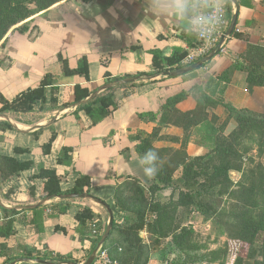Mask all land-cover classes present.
<instances>
[{"label": "crops", "instance_id": "obj_1", "mask_svg": "<svg viewBox=\"0 0 264 264\" xmlns=\"http://www.w3.org/2000/svg\"><path fill=\"white\" fill-rule=\"evenodd\" d=\"M250 1L251 7H240L237 26L238 32L246 35L248 42L232 37L212 62L182 77L137 82V86L132 88H115L109 116L93 127H89L91 121L87 117L84 124L83 120L73 115L75 109L70 102L76 85L88 87L93 92L105 85L104 74L107 70L114 77L152 72L151 50H163L167 56L188 53L196 46L197 39L172 20L153 19L145 12L144 0H92L88 3L65 0L16 27L26 25L28 32L20 33L17 29L9 32L2 42L5 45L0 44V95L12 100L29 87L40 85L47 76L56 77L58 93L52 100L51 87H47L45 105L38 103L35 111L29 115L7 116L21 130H28L60 115L56 123L48 128L29 134L13 130L0 141V154L14 157L23 164L18 176L3 185L0 183V199L4 205L28 206L40 202L32 201L29 189L34 186L39 196L42 180L32 178L43 168L54 167L62 177L59 187L63 191L73 188L81 176H89L91 195L107 203L114 212L117 224H123L125 214L115 203L117 187L126 182H138L146 188L154 182V177H146L137 166L138 156L130 137L143 133L154 122L160 121L163 106L169 97L182 91L190 92L195 86L205 88L210 78L214 77L218 84L216 96H221L227 104L237 109L253 108L261 89L255 88L252 92L244 90L242 82L247 84L245 75L234 66L239 56L246 52L248 44L264 46V0ZM59 54L67 59L71 68H76L79 60L86 56L90 80L64 77ZM105 59H109L108 68L101 63ZM224 87V93L219 91ZM65 103L70 105L60 108ZM196 108L194 92L175 106L180 113H188ZM207 112V123L191 125L192 131L204 128L215 132L218 129L216 123L228 115L222 105L210 107ZM20 119L35 121V124L20 122ZM228 126L224 128L225 131ZM53 133L56 138L50 154L45 155L42 145ZM16 147L28 148L29 152L16 153ZM64 148L71 151L62 157ZM125 149H130V159ZM58 158L61 162H58ZM9 190L11 194L6 198ZM60 201L53 198L35 215L26 211L23 216L35 220L34 225L14 223L16 235L8 241L11 256L27 248L42 255L71 257L79 264L87 261L94 247L96 229L80 225L74 218L75 213L81 207H90L101 215L102 223L106 225L104 208L81 199L69 200L72 202L64 206H52ZM0 217L3 221L2 212ZM56 226L59 229L56 230ZM122 235L119 231H113L105 248L117 260L123 252L121 244L125 239ZM139 236L143 238V233Z\"/></svg>", "mask_w": 264, "mask_h": 264}, {"label": "rangeland", "instance_id": "obj_2", "mask_svg": "<svg viewBox=\"0 0 264 264\" xmlns=\"http://www.w3.org/2000/svg\"><path fill=\"white\" fill-rule=\"evenodd\" d=\"M253 56V79L242 84L249 92L261 89L248 110L264 114V52ZM216 126L192 131L175 114L144 130L146 150L162 160L158 177L168 183L159 182L158 192L146 187L145 197L135 182L123 187L120 202L144 227L143 241L137 229L124 231L122 264H264V139L247 132L258 124L236 129L227 114Z\"/></svg>", "mask_w": 264, "mask_h": 264}, {"label": "trees", "instance_id": "obj_3", "mask_svg": "<svg viewBox=\"0 0 264 264\" xmlns=\"http://www.w3.org/2000/svg\"><path fill=\"white\" fill-rule=\"evenodd\" d=\"M65 0H0V44L4 42L6 36L9 32L13 31L14 29H17L20 33L28 32L29 27L26 25L16 28L17 26L21 25L25 21L29 20L30 18L48 10L49 8L53 7L54 5L63 2ZM84 3H88L92 0H82ZM240 7H251V1L250 0H237ZM226 3V14L227 18L229 20V23H231L234 8L232 6V3L230 0H224ZM233 38L239 39L245 42H248L247 36L243 33L236 31L234 32ZM3 46L5 43L2 44ZM133 49V48H132ZM259 52H264V48L262 45H251L248 44V48L244 54H241L239 58L235 61V68L241 70L245 75V81L246 83H249L250 80L253 79V74L250 72L249 64L252 63V60L254 59V54H257ZM151 54L153 56L152 58V72L149 73H137L133 76H144V75H152L156 73H161L164 71H176L179 69H182L186 67V65H183V61L187 56L186 52L181 53H175L171 56H167L163 50L155 49L151 50ZM58 58L62 64L63 67V75L64 77H80L84 78L86 81H89V63L86 56H83L79 62L78 66L76 68H71L69 66V63L67 59L63 58L61 54L58 55ZM102 65L105 68L109 67V59H105L101 61ZM200 70V69H199ZM193 73V72H192ZM131 77V75H126L123 77H114L108 70L104 74V81L105 84L118 81L123 78ZM165 80L161 79L160 81ZM143 84V83H141ZM57 79L54 76H47L46 79L38 86L35 87H29L28 89L20 92L16 97H14L12 100L6 99L3 95H0V115H9V114H16V115H29L32 114L35 111V107L38 103H41L42 105H45L47 101V93L46 88L51 87V95L52 100L55 97V95L58 93V87H57ZM137 86V84H130L121 87L122 88H132ZM218 89V84L216 83V79L214 77H211L208 81V84L205 88H202L200 86H195L190 92L182 91L174 96H171L168 98L167 102L163 106V116L161 117L160 121L161 123L169 122L171 117L175 114L178 115L180 119V123L184 124L185 126H198V125H205L208 120V108H216L219 105H222L230 118L233 122L236 124V129L240 126H243L245 124H258V129H248V134L258 132L259 136L264 139V132L261 130V128L264 127V114L255 113L248 109H237L233 107L230 104H227L221 96H216L215 91ZM96 91V90H95ZM95 91H91L88 87H82L81 85H76L74 88L73 93V100L70 102L71 104L78 103L82 100L87 99L92 93ZM222 93L226 91V88L219 89ZM114 92V89H111L109 91L101 93L98 97L90 101L84 106H81L77 108L73 115L77 119L83 120L84 124H86L85 117H87L91 121V125L89 127L96 126L103 120H105L110 112L111 107L113 106L112 102V94ZM191 92H194V96L197 99V108L194 111L188 112V113H180L178 110L175 109V106L185 100ZM220 92V93H221ZM221 93V94H222ZM55 100V98H54ZM70 103H65L60 108H64L70 105ZM43 108V107H42ZM44 109V108H43ZM173 109V110H172ZM202 111V112H200ZM215 118V117H214ZM177 121V120H175ZM215 121V120H214ZM20 122H26L29 124H35V121H27L20 119ZM88 127V128H89ZM232 131L228 138L233 136V133L235 130ZM13 131V128L11 124L7 121H0V141H3L7 137V133ZM246 133V131H245ZM247 134V133H246ZM249 136V135H248ZM56 138L55 133H53L47 140L46 143L42 145L43 153L45 155L50 154L52 143L54 142ZM130 142L132 143V146L139 157L142 155L146 150V138L144 137L143 133L134 135L130 137ZM256 140L252 139V143H255ZM263 144V143H262ZM235 146H239V144H234ZM261 146V144H260ZM264 145H262L263 147ZM233 149V148H232ZM130 149H125L124 152L128 153L127 158L130 159L131 155L129 153ZM248 150V149H247ZM70 148H64L62 150V157L67 155L68 152H70ZM16 153H25L29 152L28 148H15ZM234 153H236L234 151ZM60 158V157H59ZM57 159L58 162H61V159ZM23 170V164L18 162L14 157L10 156H4L0 154V173L2 174V180L1 185L9 182L14 177L18 176L20 172ZM239 171V170H238ZM181 177H183L181 175ZM40 179L42 180L41 185V191L39 196L36 195L35 187L31 186L29 189V194L32 198L33 202L41 201L47 197H54L56 195H66V194H91L92 191V185H91V178L89 176H81L75 186L68 190H61L59 187V182L62 180V177L58 175L57 170L54 167H45L43 168L39 174L35 175L32 180ZM160 179L158 177V174L154 176V182L149 187L148 192H158L161 191L163 188L159 185V182L168 183V181ZM138 184V187L140 189H137V195H141L145 197V188H143L138 182H135ZM130 183H124L117 187L116 194H115V200H116V206L125 214V220L123 224H117V222H114L113 231H119L123 235L125 234L124 231L128 230L127 232H130L133 229H137V238L139 241H143L140 238V231H142L144 224L143 219L141 221V225L139 226V221H134L130 214L124 209V204L120 202L119 197L121 194V191L123 187H128ZM11 194V190L5 195L6 198H9V195ZM146 200V199H144ZM72 201L69 200H62L57 203H53V207L57 206H64L70 204ZM146 202V201H145ZM67 208V206H65ZM41 209V208H39ZM39 209L31 211L32 214H37ZM0 212L4 215L3 223L0 225V259L3 261L0 262V264H8L15 259L23 258V259H40V260H47L51 262H75L78 263L77 260L72 259L71 257H65L61 255H42L40 252L30 250V249H23V251L15 256L10 255V250L8 247V241H10L12 238L15 237L16 232L13 229V225L15 222H20L24 225H34L35 220L27 219L26 216H23L26 211H14L9 210L6 208H3L0 206ZM17 216H21V218L17 219ZM75 220L80 225H89L91 227H94L97 231L96 237L93 239L94 247L90 251L88 257L92 254L94 249L96 248L97 244L99 243L102 234L106 230L107 224L104 225L102 223L101 215L94 212V210L90 207H81L78 209V211L75 213ZM139 224V225H138ZM59 229V227L56 226V230ZM112 231V233H113ZM111 233V235H112ZM126 237L128 236L125 234ZM111 238V236H110ZM108 239V241L110 240ZM128 240L127 238L125 241ZM107 241V243H108ZM107 245V244H106ZM103 248L105 250L106 248ZM111 256V255H110ZM113 259H116L113 255L111 256ZM119 264H122L120 259L117 260Z\"/></svg>", "mask_w": 264, "mask_h": 264}, {"label": "water", "instance_id": "obj_4", "mask_svg": "<svg viewBox=\"0 0 264 264\" xmlns=\"http://www.w3.org/2000/svg\"><path fill=\"white\" fill-rule=\"evenodd\" d=\"M230 2L232 3V6L234 8V13H233V17H232L230 26H229L225 36L223 37V39L217 45V47L215 49H213L211 51V53L209 55H207L206 57H204L203 59L197 61L196 63H194L190 66H186V67L179 69V70H176V71H164L161 73H156V74H152V75H144V76H131V77L123 78V79H120L118 81H114V82L105 84L102 87H100L98 90H96L94 93H92L87 99L82 100L78 103H75V104L71 105V107L76 110L77 108L86 105L87 103H89L90 101H92L93 99L98 97L101 93L109 91L111 89L123 87V86L130 85V84H135L137 82H149V81H154L157 79L178 78V77H182L184 75H187L189 73H192L194 71H197V70L203 68L205 65L212 62V60L222 51L223 47L232 38L234 32L237 29L238 21H239V14H240V6H239V3L237 0H230ZM59 115H60V113L56 117H54L50 122H48L44 125H36V126L32 127L31 129H28V130H21L18 127V125L16 123H14L10 119V117L7 115H0V118L3 119L4 121L9 122L11 124L13 130H15L21 134H29V133L35 132L37 130H41L43 128H48V127L52 126L53 124L56 123ZM1 180H2V174L0 173V183H1ZM53 198H58L60 200H73V199L86 200V201L92 202L94 204H97V205L103 207L107 211V213L109 215V219H108L106 230L102 234L101 239H100L99 243L97 244L96 248L94 249V251L92 252V254L89 256L87 261L85 263H83V264H94V262L98 258L99 253L103 250V248L107 244V241L110 238L111 233L113 231L114 222H115L114 212H113L112 208L107 203H105L104 201L92 196L91 194L84 193V194L56 195L54 197H47V198L41 200L40 202H38L34 205L15 206V207H7L6 205H4V203L0 199V206L3 208L9 209V210H14V211H33V210L44 207ZM8 264H79V263H75V262H51V261L40 260V259L31 260V259L18 258V259H15L14 261H12Z\"/></svg>", "mask_w": 264, "mask_h": 264}, {"label": "clouds", "instance_id": "obj_5", "mask_svg": "<svg viewBox=\"0 0 264 264\" xmlns=\"http://www.w3.org/2000/svg\"><path fill=\"white\" fill-rule=\"evenodd\" d=\"M144 3L145 12L153 19L172 20L201 42H213L224 20L223 0H144ZM161 163L160 155L152 149L137 160V166L146 177H154Z\"/></svg>", "mask_w": 264, "mask_h": 264}, {"label": "built area", "instance_id": "obj_6", "mask_svg": "<svg viewBox=\"0 0 264 264\" xmlns=\"http://www.w3.org/2000/svg\"><path fill=\"white\" fill-rule=\"evenodd\" d=\"M210 2H216V0H210ZM223 3L225 5V11L223 13L224 20H223V24H222L221 28L219 29V33L216 36L215 40L211 43H207V42H201L200 40L197 39L196 46L194 48H192L187 53V56L183 61L184 65L190 66V65L196 63L197 61L203 59L207 55H209L211 53V51L217 47V45L220 43V41L225 36V34H226V32L230 26V23H229V20L227 18L226 3L224 2V0H223ZM94 234H97L96 230H94ZM94 264H119V262L116 259H113L106 250H102L99 253L98 258L96 259Z\"/></svg>", "mask_w": 264, "mask_h": 264}]
</instances>
